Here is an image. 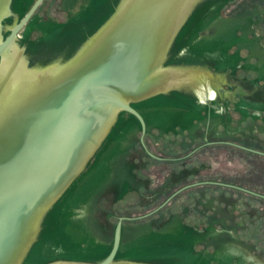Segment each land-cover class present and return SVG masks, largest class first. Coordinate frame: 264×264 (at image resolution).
Returning a JSON list of instances; mask_svg holds the SVG:
<instances>
[{
  "label": "water",
  "instance_id": "1",
  "mask_svg": "<svg viewBox=\"0 0 264 264\" xmlns=\"http://www.w3.org/2000/svg\"><path fill=\"white\" fill-rule=\"evenodd\" d=\"M224 1L59 0L56 23L0 0V264H264V217L239 204L100 219L139 133L264 138L257 18Z\"/></svg>",
  "mask_w": 264,
  "mask_h": 264
},
{
  "label": "rangeland",
  "instance_id": "2",
  "mask_svg": "<svg viewBox=\"0 0 264 264\" xmlns=\"http://www.w3.org/2000/svg\"><path fill=\"white\" fill-rule=\"evenodd\" d=\"M59 0H44L37 18L66 22ZM220 15L254 12L256 35L264 42V0H225ZM140 136L142 138L141 145ZM124 187L106 199L100 219L139 227L164 219L188 218L211 203H235L264 217V138L218 134L195 140L159 129L135 135L122 161ZM263 196V197H262Z\"/></svg>",
  "mask_w": 264,
  "mask_h": 264
},
{
  "label": "clouds",
  "instance_id": "3",
  "mask_svg": "<svg viewBox=\"0 0 264 264\" xmlns=\"http://www.w3.org/2000/svg\"><path fill=\"white\" fill-rule=\"evenodd\" d=\"M208 98L209 99H214L215 98V93H212Z\"/></svg>",
  "mask_w": 264,
  "mask_h": 264
}]
</instances>
